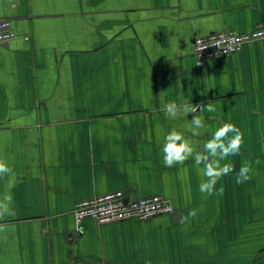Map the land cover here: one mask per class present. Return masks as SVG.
<instances>
[{
  "label": "crops",
  "instance_id": "1",
  "mask_svg": "<svg viewBox=\"0 0 264 264\" xmlns=\"http://www.w3.org/2000/svg\"><path fill=\"white\" fill-rule=\"evenodd\" d=\"M0 18L16 33L0 44V159L15 174L0 264H264V39L204 65L194 54L196 36L263 23L264 0H0ZM161 96L203 112L168 118ZM222 123L244 143L208 196L194 161L166 167L162 148L176 129L203 151ZM127 189L163 195L177 219L87 218L75 236L78 201Z\"/></svg>",
  "mask_w": 264,
  "mask_h": 264
},
{
  "label": "clouds",
  "instance_id": "2",
  "mask_svg": "<svg viewBox=\"0 0 264 264\" xmlns=\"http://www.w3.org/2000/svg\"><path fill=\"white\" fill-rule=\"evenodd\" d=\"M162 110L168 118H177L178 116H188L190 113L195 114L200 109L203 112L202 105L197 106L187 102L177 104L175 101L165 103L163 96H161ZM208 112H214L215 109L209 103L207 105ZM201 130L207 131L205 118L202 114L193 115L189 125L188 131L193 136H200L203 134ZM233 134L229 136V134ZM163 144V162L166 167H172L176 164H184L188 160H193L195 166L201 171L202 176L206 179L199 185V191L211 196L214 192L217 195L223 194V187L216 188L218 180L223 176L228 175L234 171L232 163L221 164L229 156L239 154L242 144L244 143V133L233 123H222L219 126L211 139L203 142V151H197L191 138H187L183 132L172 129L166 136ZM259 163V161H256ZM203 165L202 168L200 166ZM252 165L250 162L242 163L239 172L236 174V183L243 184L251 179ZM8 178L7 189L2 196H0V219L5 216L13 215V196L11 188L15 184V174L13 169L2 159H0V178ZM197 209H192L188 212L186 218H195Z\"/></svg>",
  "mask_w": 264,
  "mask_h": 264
},
{
  "label": "built area",
  "instance_id": "3",
  "mask_svg": "<svg viewBox=\"0 0 264 264\" xmlns=\"http://www.w3.org/2000/svg\"><path fill=\"white\" fill-rule=\"evenodd\" d=\"M16 37L9 18H0V44ZM264 39V22L253 30L238 32L233 29H223L207 35L196 36L194 39V54L199 65L212 58L235 54L243 47L256 40ZM173 205L160 194L140 198H129L125 202L123 190L111 191L95 195L91 198L78 201L75 206L76 220L80 226L87 218L98 222L139 218L150 219L161 215L171 214Z\"/></svg>",
  "mask_w": 264,
  "mask_h": 264
},
{
  "label": "water",
  "instance_id": "4",
  "mask_svg": "<svg viewBox=\"0 0 264 264\" xmlns=\"http://www.w3.org/2000/svg\"><path fill=\"white\" fill-rule=\"evenodd\" d=\"M130 194H131V189H127L124 191V195H125V202L129 201L130 198ZM173 214L175 215V219H177V213L176 211H173ZM79 234L78 231L75 232V236H77Z\"/></svg>",
  "mask_w": 264,
  "mask_h": 264
}]
</instances>
